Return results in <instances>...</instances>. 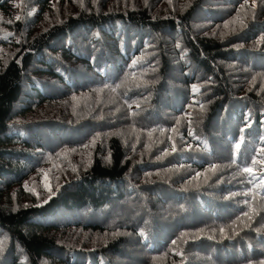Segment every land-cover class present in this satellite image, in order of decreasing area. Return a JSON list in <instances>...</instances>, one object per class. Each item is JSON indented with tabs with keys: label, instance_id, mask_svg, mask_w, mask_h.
I'll return each mask as SVG.
<instances>
[{
	"label": "trees",
	"instance_id": "obj_1",
	"mask_svg": "<svg viewBox=\"0 0 264 264\" xmlns=\"http://www.w3.org/2000/svg\"><path fill=\"white\" fill-rule=\"evenodd\" d=\"M256 4L0 0V264L264 261Z\"/></svg>",
	"mask_w": 264,
	"mask_h": 264
},
{
	"label": "snow or ice",
	"instance_id": "obj_2",
	"mask_svg": "<svg viewBox=\"0 0 264 264\" xmlns=\"http://www.w3.org/2000/svg\"><path fill=\"white\" fill-rule=\"evenodd\" d=\"M260 2H261L262 5H264V0H260ZM246 3H247V0H245V4H246ZM241 7L243 8V7H245V5H242ZM256 7H257L256 0H252L253 18H254V16H255V8H256ZM30 14H31V13H29V15H30ZM19 19H21V17H20V16H17V17H16V20H19ZM229 23H230V22H226L225 25H224V27H226V28L229 27ZM231 23H235V20H233ZM240 24H241V27H246V26H247L246 24H244V21H243V20L240 21ZM233 31H234V29H233ZM9 35H11V33H9ZM2 38H3V39H7V36H4V37H2ZM177 47H179V45H177ZM135 63H136V61L133 62V64H135ZM117 87H119V85H118ZM113 91H115V89H113ZM198 91H199V88H197L196 86H193V93L195 94V93L198 92ZM189 115H190V114H189ZM246 127H247V125H246ZM244 131H245V129L242 128V129H241V138H240V141H241V142H238V143H236V144L234 145V159H233V163H235V155L238 154V153L240 152V150H241V143L243 142V133H244ZM188 135H189V136L193 135V133H192L191 130H189ZM261 139L264 140V137H262ZM176 151H177V148H176V146H175V143H173L172 152H176ZM261 152H264V148L261 149ZM166 154H167V153H166ZM260 163H264V162L260 161V160L257 158V156L254 155V156L252 157V159H251V166H245V167L243 168V172H244V173H247L249 176H253V175H254V172H255V166H256L257 164H260ZM217 168H218V166H217L216 164L211 165V169H212L214 172H215V170H217ZM261 171H264V168H262ZM197 175H199V174H197ZM44 179L47 180V175H46V174H45ZM44 186H45V188L51 193L52 190H51L50 185H49L48 183H45ZM256 187H257V188H264V179H262V180L260 181L259 185H257ZM250 193H251V190H250L249 192L244 193V195L248 196ZM252 195H262V196H264V193L257 192V193H253ZM50 198H51V196L49 197V199H50ZM46 202H47V201H45V203H46ZM244 216L248 217L249 220H251V219L253 218L252 215H250L248 212H245V213H244ZM220 232L223 233V232H224V229L221 228V229H220ZM116 235H118V233H117ZM173 243H175V241H173ZM2 246H3V242L0 241V248H2ZM260 264H264V261H261Z\"/></svg>",
	"mask_w": 264,
	"mask_h": 264
}]
</instances>
